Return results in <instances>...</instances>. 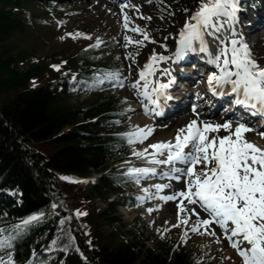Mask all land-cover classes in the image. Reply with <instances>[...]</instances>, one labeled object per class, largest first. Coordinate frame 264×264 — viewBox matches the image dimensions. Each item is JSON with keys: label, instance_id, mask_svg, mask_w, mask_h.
<instances>
[{"label": "snow or ice", "instance_id": "obj_1", "mask_svg": "<svg viewBox=\"0 0 264 264\" xmlns=\"http://www.w3.org/2000/svg\"><path fill=\"white\" fill-rule=\"evenodd\" d=\"M125 6L140 7L123 0L121 8ZM240 8V0H198L178 33L170 34L175 37L174 50L168 55L153 50L137 70L138 78L130 82L136 94L144 100L142 108L145 113H158L162 104L173 98L168 92L176 81L172 65L189 53H201L202 58L214 66V70L203 74L207 90L215 96H231L229 106L223 109L224 115L220 119H209L198 110V104H193V118L167 139L153 140L142 148L136 145L144 144L152 136L154 124L131 125L118 135L124 137L130 146L129 155L142 161L140 166H135L134 161L125 162L128 166L124 176L141 186L138 201H174L176 219L172 227H184L183 240L188 239L190 232L208 235L223 252L228 251L223 244V239H226L236 254L233 256L228 251L231 264H264V146L245 135L258 128L264 129V64L254 58L242 30L236 27ZM183 11L188 12L189 9ZM123 15V26L129 28L131 18L127 12ZM137 15L151 19L139 11ZM132 30L141 33V39L133 40L125 34L124 39L129 43L143 45L145 40L155 42L145 28L136 25ZM159 43L165 49L169 47L163 41ZM100 44L97 37L96 43L87 47ZM161 61H169V67L157 72ZM52 67L59 69L60 65ZM159 76H167V79L160 80ZM95 77L90 87H99L105 80L115 81L112 87H124L127 80L119 70L96 73ZM203 95L198 93L197 98ZM130 109L129 104L126 110ZM259 135L264 137V130ZM152 178L156 179L155 183H141ZM172 181L179 182L181 186L176 188ZM165 189L172 191L165 192ZM161 206L156 204L157 208ZM75 211L77 216L85 214L78 209ZM147 211L152 212L153 208L148 207ZM41 216L42 212L33 213L13 227L19 232L21 225ZM4 232L5 229L0 228V233ZM15 238L11 232L0 235V252L13 249ZM204 255L198 257L197 264ZM32 256L35 257L36 253L33 252ZM0 264H17L13 251H7L4 257H0ZM25 264H34V261L30 259Z\"/></svg>", "mask_w": 264, "mask_h": 264}, {"label": "trees", "instance_id": "obj_2", "mask_svg": "<svg viewBox=\"0 0 264 264\" xmlns=\"http://www.w3.org/2000/svg\"><path fill=\"white\" fill-rule=\"evenodd\" d=\"M35 2L0 0V226L17 238L16 256L39 252L54 234L52 202L58 191L68 202L83 253L68 254L63 264H197L192 254L173 251L170 243L155 240L148 245L150 236L137 233L138 224H127L120 216L123 197L112 196L120 194L122 177L109 169L129 154L130 146L118 133L105 130L119 102L112 93L100 91L84 108L71 104L77 94L59 90L72 75L82 88L90 87L97 59L92 50L36 57L18 38L31 24L26 7ZM92 171L102 174L93 187L62 178H84ZM8 189L21 196H9ZM96 198L106 207L101 209ZM76 209L85 214L77 216ZM37 212L43 216L16 231L13 226Z\"/></svg>", "mask_w": 264, "mask_h": 264}, {"label": "rangeland", "instance_id": "obj_3", "mask_svg": "<svg viewBox=\"0 0 264 264\" xmlns=\"http://www.w3.org/2000/svg\"><path fill=\"white\" fill-rule=\"evenodd\" d=\"M52 1L56 4L54 6V11H57L59 21L65 22L64 26L62 27V24L55 22L53 17L47 15V17L42 19V26L37 25L36 27H29L30 29L28 28L29 30H27L26 33L18 35L19 40L21 41L22 38V42L26 46L33 48L35 50L34 52L36 57H52L59 54L64 55L65 57H70L73 53L86 46V44L94 42L93 40L95 38L102 37L105 39L107 35H110V37L118 39L119 47L116 49H110L104 45L101 47L103 49L101 53L106 54V61L112 60L111 64H113L116 70H119L122 77H127V80L130 75L128 66L139 64L144 60L145 56L153 50L156 52H163L162 50L164 47L162 46V43L159 42L163 41L170 45L172 42L168 39V36L178 31L183 25L185 19L189 16L184 13L182 4L178 2V0H130L128 2L130 5H139L140 7L138 9L128 6H125V8L122 9L121 5H92V7H90V4L85 2L86 0H77L74 4L71 3V0H69L70 2L67 0ZM61 5L65 6L64 9ZM66 6L70 8H66ZM29 7L34 14H41L42 16L45 14L46 16L45 12L47 11L43 8L41 9L38 5H29ZM73 11H78V14H75ZM138 11L143 13L145 17L151 16V19H145L144 17L137 15ZM124 12H127L128 16L131 18L129 20V28H125L123 26ZM136 25L148 30L149 35L155 38V42L152 40H145L143 45H132V43L126 41L124 39L125 34L131 36L133 40L141 39V33L132 30ZM74 29H80L84 32L90 33L92 35V40L71 41V37L66 34ZM262 34H264V32ZM165 37H167V40H164ZM125 44H128V46L125 47ZM257 47L258 48L256 49L263 51L264 40L258 43ZM263 52H261L260 56H258L260 59L259 61L262 63H264ZM128 53H131V56H129ZM135 57L138 58V61H136ZM127 80L124 81V87H121L122 89L120 88V95L130 98L128 97L130 94L127 90L129 88V85L126 84ZM75 82L76 80L68 83L67 88L71 92L78 88V85H76ZM91 96L90 91H86L81 96L72 98L70 102L74 105L84 104L92 98ZM135 111L136 113L133 114L134 116H132L130 120H139L138 125H144L142 118H140L141 113L139 110L135 109ZM245 135L248 139L253 141L255 140L254 136L256 135L254 133L249 135L245 133ZM257 138L259 137H256V139ZM261 139L263 141L260 142V145L264 144V137ZM138 162H140V160H136L135 164ZM95 180H98V176H94V178L90 180V184L92 185L91 182ZM137 189L141 191V186H138ZM54 198L56 201L54 200L55 208H53V211L59 215V218L56 223L55 233L51 240L47 243L46 253L55 255L57 253L67 254L72 251H77V240L71 231L72 227L70 225V216L68 214V208L63 201V196L56 192ZM96 200L98 202V206L103 209L105 204L98 198H96ZM148 201L149 200L146 199L143 203H137L133 210H122L126 219L131 220L133 218H139L142 225L147 226L150 221L147 216L148 211L146 207H143V204L145 203L146 205ZM62 213H65L66 216L61 217ZM161 219L162 223L158 227H156V225L148 226L150 233L153 235H161V233H163L168 237H174L176 240L183 242L186 247L198 249V255L206 254L204 255V258L213 260L215 264H229V262L221 259L218 253H214L212 250L214 248L211 244L215 243L213 237L190 232L188 239L185 241L181 238L184 227H172L175 223L176 217L173 215L171 218L165 219L160 217L159 221ZM164 223L166 225H164ZM169 227H171V229H169ZM156 228L159 229V231H157ZM165 229H167V231H165ZM226 243L228 244L227 240L224 244L226 245ZM216 248L219 251L220 247ZM224 248L227 249L225 246ZM221 251H219L220 255ZM228 251L232 252L231 249H228ZM232 255L234 256V254ZM33 261L34 264H41V262L37 260Z\"/></svg>", "mask_w": 264, "mask_h": 264}, {"label": "bare ground", "instance_id": "obj_4", "mask_svg": "<svg viewBox=\"0 0 264 264\" xmlns=\"http://www.w3.org/2000/svg\"><path fill=\"white\" fill-rule=\"evenodd\" d=\"M75 2H77V0H71V3L72 4H74ZM198 110L200 111L199 107H198ZM191 118H193V115L192 114L187 115L185 117H183V116L182 117H179V119H177L174 122L165 121L164 123H156V124L151 119L146 120V124H154L155 125V130H154L152 136H150V142L153 141V140L167 139L168 137L172 136L175 133V131L180 126H182L183 124H185ZM215 119H220V118H215ZM175 123L178 124V127L176 128V130H175ZM251 133H252V131H249L246 134L249 135ZM259 140H260V138H257V141H254V142H256L257 144H260V141ZM153 182L155 183L156 180L153 179ZM176 184L179 185V183H176ZM164 191L165 192H168L166 189ZM150 202L151 203H150V205H148V207H152V205H154V207H155V203L156 204L157 203H161L162 201H160V200H150ZM161 205H163L162 210L160 212H156V215H158V220H159L160 217H162V218L165 219V218H171L172 215L175 216L176 204H175L174 201H168L167 203H162ZM216 247H219V245L216 246ZM223 252L225 253V255H228V251H223ZM221 255L222 256H225L222 252H221Z\"/></svg>", "mask_w": 264, "mask_h": 264}]
</instances>
